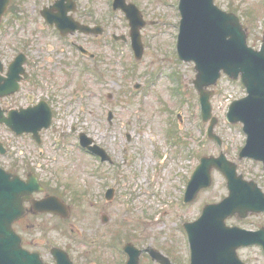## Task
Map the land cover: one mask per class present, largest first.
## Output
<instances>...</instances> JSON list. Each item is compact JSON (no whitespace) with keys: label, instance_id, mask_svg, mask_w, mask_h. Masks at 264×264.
<instances>
[{"label":"rangeland","instance_id":"obj_1","mask_svg":"<svg viewBox=\"0 0 264 264\" xmlns=\"http://www.w3.org/2000/svg\"><path fill=\"white\" fill-rule=\"evenodd\" d=\"M34 1L10 0L1 19L0 60L4 68L23 52L27 56L26 71L32 76L21 82L16 94L0 98V107H25L32 94L36 101L49 103L53 121L48 130H42L40 146L33 145L26 135L13 136L0 124V140L7 147V153L0 154V166L14 169L31 161L50 191L74 202L69 221L74 226L55 225L48 216H41L31 217V228L19 231L26 240L30 236L45 246H65L77 263L85 264L80 231L91 232L92 212L99 208L119 222L117 226L122 222L131 229L135 246L157 248L173 263L188 264L183 222L194 220L205 203L217 202L228 192L224 176L213 169L212 184L193 201H182L185 183L201 155H218L222 149L229 160L236 162L239 173L264 189L261 163L237 158L245 139L241 124L228 123L225 117L230 101L245 94L242 85L222 75L210 87L214 92L210 99L212 114L217 118L214 132L222 140L219 147L207 138L208 122L200 117L198 93L192 84L193 62L181 61L174 53L178 0H127L136 4L147 21L141 29L143 51L138 59L130 48L128 21L121 11L112 10L111 0H81L83 7L90 6L94 18L77 15L104 30L98 36L69 35L94 54L89 60L74 53L66 39L39 25L38 12L31 8ZM214 2L240 17L247 28L248 43L257 48L264 31V0ZM36 8H41L40 0ZM111 33L123 34L127 41L115 42ZM79 132L101 146L111 162L99 166L77 145ZM96 171L98 178L92 177ZM108 186L116 191L111 201L104 202L102 195ZM79 196L84 201L82 207L76 204ZM81 212L83 218L79 220ZM248 218L247 223L264 222V213ZM237 220L232 217L228 221ZM25 221L28 224V217ZM126 233L127 229L115 239H124ZM118 250L119 244L105 254L111 264L122 260ZM247 251L255 256L252 248ZM140 260L142 264H157L145 256Z\"/></svg>","mask_w":264,"mask_h":264},{"label":"water","instance_id":"obj_2","mask_svg":"<svg viewBox=\"0 0 264 264\" xmlns=\"http://www.w3.org/2000/svg\"><path fill=\"white\" fill-rule=\"evenodd\" d=\"M8 3L9 0H0V16ZM114 7L121 8L129 20L132 47L140 57L142 45L139 29L145 22L139 9L125 0H114ZM178 9L180 22L177 52L181 59L195 63L196 76L193 83L200 95L204 119L210 116L209 97L212 94L205 88L216 82L221 71L233 79L240 75V81L248 95L230 104L227 118L232 122L240 120L243 123L247 140L240 156L260 160L264 167V45L259 50L248 46L247 34L238 16L220 9L213 0H179ZM83 28L85 31H101L100 28ZM23 61L24 56L20 55L9 65L7 77H0V81L3 80L0 95L10 94L18 89L17 80L19 73L23 71ZM50 113L44 102L35 107L12 110L7 117L0 109V122L16 132H36L41 127L49 126ZM213 123L210 124L208 133L219 140L211 133ZM80 137L83 145L87 146L89 139L83 134ZM3 151L0 143V152ZM212 167L221 170L227 178L229 195L217 204L206 205L197 220L184 225L192 245L191 264H242L236 258V246L230 247V244L251 243L259 232H245L236 227H228L224 219L233 214L244 217L249 211H263L264 194L254 182L244 181L241 175H237L235 165L225 160L221 154L218 158L200 159V164L188 183L186 200L194 199L201 188L210 185ZM34 188V177L24 181L18 175L0 168V264H32L33 258L36 264H42L37 253H29L22 248L21 237L12 227V223L23 216V202L30 200ZM31 203L38 205L40 211L66 215L67 208L56 197L36 201L31 196ZM125 249L131 256L127 264H138L139 251L130 244ZM52 251L57 259L56 264H71L62 250L54 248ZM58 252L61 254L58 255ZM150 252L159 262L169 264L168 259L159 252Z\"/></svg>","mask_w":264,"mask_h":264},{"label":"flooded vegetation","instance_id":"obj_3","mask_svg":"<svg viewBox=\"0 0 264 264\" xmlns=\"http://www.w3.org/2000/svg\"><path fill=\"white\" fill-rule=\"evenodd\" d=\"M54 0H47V5H50L53 3ZM75 2L76 9L74 12H67V14H73V18L79 20L80 22H84V20L77 16V14H86L84 12V7L81 2V0H72ZM89 1H94V0H87ZM36 2H34L33 5H31V8H33L34 13L38 12L40 14V9L36 8ZM45 6V5H43ZM42 6V7H43ZM73 7V4H72ZM54 12V10L52 11ZM89 11L87 12V14ZM54 23V22H53ZM41 24H44L47 26V28H50L53 31H57L56 27L54 25L49 24L47 21L42 20ZM58 32V31H57ZM75 35H81L79 33H76ZM83 35V34H82ZM88 36V35H85ZM73 45H75V42H71ZM44 188V187H43ZM44 192V191H43ZM38 192L34 193L33 197L37 199H41L45 197L46 193L44 192ZM28 207L27 214L25 217H28V224H26V218L24 217L23 219L18 221V228L20 226H28V229L31 228V217L37 218L41 216H48L49 219L54 221L55 225H63L68 223L70 226H74L70 221L71 216V209H69V216L67 218H63L57 214L50 213V212H40V207L38 205H34L33 209L31 208V203L26 204ZM71 207V206H70ZM82 207V206H81ZM92 207V205H91ZM103 210H100L99 208H95V210L92 212L93 214V229L91 230L90 233L83 234L82 230L80 233L82 234V237H79L80 242L82 243L83 246L86 248L81 254L82 258H86L85 264H111L106 257L105 254L110 252V243L114 239L115 236V228H116V221H112L111 215H108L106 213L102 212ZM83 218L82 212L79 216V220ZM243 226H245L243 224ZM258 226H263L264 227V222L260 223ZM257 226V227H258ZM254 227V228H257ZM31 231V229H30ZM22 241L24 246L30 250V251H36L40 254L41 258L43 259V262L45 264H54V259L52 256V252L50 251L51 248L54 246L52 244L45 246L43 242H39L38 238H31L30 236L27 238L22 237ZM104 242H106V245H102ZM38 243V244H37ZM253 249V252L255 253V256L251 255L248 249ZM64 250L68 252V249L64 246ZM61 253L58 252V255ZM92 255V256H88ZM69 258L73 259L75 261V264H81V262L77 263L71 252H68ZM238 256L239 258L245 263V264H264V249L261 245H254L250 247H240L238 249ZM251 256V257H250ZM81 259V258H80ZM114 262V259H113Z\"/></svg>","mask_w":264,"mask_h":264}]
</instances>
